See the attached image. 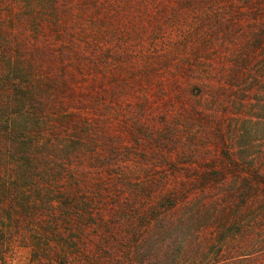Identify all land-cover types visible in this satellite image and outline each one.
<instances>
[{
	"label": "trees",
	"instance_id": "obj_1",
	"mask_svg": "<svg viewBox=\"0 0 264 264\" xmlns=\"http://www.w3.org/2000/svg\"><path fill=\"white\" fill-rule=\"evenodd\" d=\"M176 1L169 11L176 17L187 11L199 22L213 18L214 0H205L209 9L201 0ZM131 5L132 0H0V224L28 237L34 260L49 264H264V162L246 153L243 127L236 129V143L219 132L230 176L222 170L165 177L155 190L150 177L129 175L132 164L175 169L200 162L196 137L183 136L179 116L157 114L153 135L175 157L184 155L178 164L159 154L101 158L84 143L100 138L106 122L102 114L90 119L79 112L85 106L115 108L106 102L108 93L116 101L122 94L134 98L142 86L178 79L193 95L202 90L200 23L173 38L156 27L148 32L150 49L132 54L117 47L114 37L125 29L119 15ZM215 25H206L212 38ZM123 58L129 76L112 71L111 77V65L123 67ZM250 64L236 65L234 79L250 90L263 83L264 93V58L254 69ZM147 101L122 106L126 120L142 124L136 108L145 110ZM49 122L62 138L56 133L43 141ZM75 141L76 152L70 147ZM86 162L96 169L94 179L80 167ZM112 168L116 173L108 172Z\"/></svg>",
	"mask_w": 264,
	"mask_h": 264
},
{
	"label": "rangeland",
	"instance_id": "obj_2",
	"mask_svg": "<svg viewBox=\"0 0 264 264\" xmlns=\"http://www.w3.org/2000/svg\"><path fill=\"white\" fill-rule=\"evenodd\" d=\"M188 1L186 0V2ZM179 3L176 0H132L128 14L119 15L123 17L121 21L124 23L125 29H119L118 33L115 34L114 37L117 41L115 45L117 47L120 45L122 50L124 48L126 51L135 54V51H138L141 47L150 49L153 37H149L148 32L156 27L161 26L167 35H171L173 38V35H177L178 32L191 30L196 24L200 23L198 29L201 30L198 32L203 37V42L200 41V52L197 58L204 69H202L204 71L202 74L204 81L202 90L197 91V95H193V93L188 92V87H185L187 82L178 79L175 84L168 80L161 87L154 86L147 89L142 86L139 94L135 95L134 98L125 97L122 94V97L116 101L108 93L106 102L110 101L116 105L115 108L113 107L110 110L92 111L90 106H85L79 112L81 116L90 119L97 115H104L106 126L103 131L100 130L102 136L94 143L91 139L84 142L91 149L95 148L97 153H101V158L107 159V157L111 158L112 156L125 158L124 153L130 152L132 156L141 153L159 154L166 159H170L168 161L171 163L175 161L177 164L184 155L175 157L172 151L163 148L162 143L158 144L153 135H155L156 130L157 114L167 113L169 116L180 117L181 122L179 123H183L181 124L183 136L187 139L196 137L194 139L199 145L198 158L200 162L190 166H177L179 168L175 169L158 162L155 164L158 165L156 167L152 163H148L147 167L142 166L141 162L135 165L132 164L128 170L129 175L133 173L135 176L150 177V187L153 190L156 189L154 183L165 177L196 175L197 172L203 171L206 174H208V171L220 173L222 170L223 173L230 176L229 169L232 170V166H228L229 163L225 159V144L221 140L219 132L224 133L225 141L232 140V143H236L237 127H243V139L241 141L245 142L246 153H250L251 156L257 158L256 161L264 162V93L260 90L263 83L260 82L261 84L253 86L250 90L247 88V82L234 79L235 72H237L236 65L240 66L246 61L251 63L250 65L254 69L259 61L264 58V54L261 55L260 51L264 47V41L261 37L264 34V0H214L211 2V6L214 8L211 10L213 18L210 19L204 16L199 18L201 22L204 20L206 25L212 21L216 23L215 30H219L215 32L213 38L205 32L208 26L204 25L202 27L201 22L191 16L190 12L188 14L186 11L178 17L169 12L177 7ZM139 4L146 8L136 9ZM259 4L262 7L259 8ZM208 5L210 3L207 4L205 0L200 1L202 8L209 9ZM182 6L189 9L187 4H182ZM131 25L136 26V28H131ZM140 28L149 30L144 32ZM135 30H138L140 34L136 35ZM140 39H143V42H140ZM204 39H208V41ZM205 43L211 45V47H204ZM203 48L206 50L204 51ZM122 63L123 67L120 68L111 65V69L108 70L111 77H113L112 71L116 74L120 72L122 76H129L128 73L131 68L127 66V62H124V58ZM107 84L109 85V83ZM248 90L250 93L246 94ZM142 98L148 99L147 108L145 110L140 106L136 108L137 114L138 111H141L144 115V117L142 116V124L136 126L128 122L129 119L126 120L124 110H127V108L123 109L122 106L125 107L124 105H130V103L133 106L134 101ZM227 102H231L230 106H226ZM74 109L78 108L75 107ZM115 109H118L120 113L111 112ZM48 125L42 133L43 141L48 138L54 139L56 133L62 138L63 132L59 128L54 127L51 122ZM159 146L162 148L159 149ZM70 147L76 152V141L71 142ZM148 161L153 162V158L150 156ZM91 165L86 162L80 167L90 173L92 179H94L97 174L93 171L96 169ZM108 172L116 173L114 168L108 169ZM87 184L91 191V184L88 182ZM80 189L86 193L88 191L87 189ZM215 191L217 190L215 189ZM125 251L124 247L123 252L125 253ZM45 258L47 257H43V259ZM50 262L54 264L52 260ZM0 264L49 263L34 260L28 237H23L22 233L10 231L8 226L0 224Z\"/></svg>",
	"mask_w": 264,
	"mask_h": 264
}]
</instances>
